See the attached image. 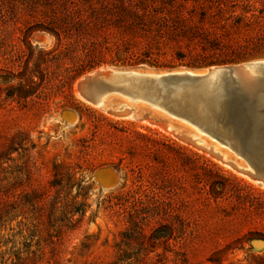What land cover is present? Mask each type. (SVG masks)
<instances>
[{"label":"rangeland","instance_id":"374dc122","mask_svg":"<svg viewBox=\"0 0 264 264\" xmlns=\"http://www.w3.org/2000/svg\"><path fill=\"white\" fill-rule=\"evenodd\" d=\"M59 7L19 6L17 20L0 19L4 258L35 251L41 264H263L264 244L250 241L264 234V186L158 126L82 99L83 73L73 77L56 55L64 39L29 32L57 22ZM36 64L42 79L31 73ZM102 167L117 173L109 188L95 187Z\"/></svg>","mask_w":264,"mask_h":264},{"label":"trees","instance_id":"16d2710c","mask_svg":"<svg viewBox=\"0 0 264 264\" xmlns=\"http://www.w3.org/2000/svg\"><path fill=\"white\" fill-rule=\"evenodd\" d=\"M185 1L0 0V19L17 20L19 6H60L57 22L29 32L47 31L58 45L64 39L56 55L68 60L73 77L104 65L205 67L264 57V0H193L202 6ZM31 73L43 77L39 64ZM37 196L33 191L25 200ZM253 240L264 242V234ZM13 255L5 259L0 250V264H41L35 251ZM256 258L264 264V254Z\"/></svg>","mask_w":264,"mask_h":264},{"label":"water","instance_id":"95a60500","mask_svg":"<svg viewBox=\"0 0 264 264\" xmlns=\"http://www.w3.org/2000/svg\"><path fill=\"white\" fill-rule=\"evenodd\" d=\"M76 91L113 116L158 126L264 186V57L205 67L99 66L79 77ZM109 95L120 102L107 104ZM61 117L69 122L73 113ZM187 128L229 150L245 167L204 146ZM92 178L96 188H109L117 173L102 167Z\"/></svg>","mask_w":264,"mask_h":264},{"label":"bare ground","instance_id":"6f19581e","mask_svg":"<svg viewBox=\"0 0 264 264\" xmlns=\"http://www.w3.org/2000/svg\"><path fill=\"white\" fill-rule=\"evenodd\" d=\"M115 99V100H113ZM120 102V100L112 95H109L108 97H106V103H110V102ZM126 104H129L127 102H125ZM188 132L191 133V135L193 137H196L200 140V142L204 145V146H212V148L214 150H216L217 152H219L220 154H222L223 158H229L231 160H233L234 162L237 163L238 166H242L245 167V164L236 156H234L229 150H227L226 148H223L222 146L218 145L217 143L209 140L208 138H206L205 136H202L201 134L197 133L195 130H192L190 128H187ZM249 179V178H248Z\"/></svg>","mask_w":264,"mask_h":264}]
</instances>
